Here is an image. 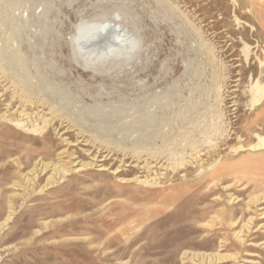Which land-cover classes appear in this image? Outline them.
<instances>
[{
  "label": "rangeland",
  "instance_id": "obj_1",
  "mask_svg": "<svg viewBox=\"0 0 264 264\" xmlns=\"http://www.w3.org/2000/svg\"><path fill=\"white\" fill-rule=\"evenodd\" d=\"M261 138L264 0H0V264H264Z\"/></svg>",
  "mask_w": 264,
  "mask_h": 264
},
{
  "label": "bare ground",
  "instance_id": "obj_2",
  "mask_svg": "<svg viewBox=\"0 0 264 264\" xmlns=\"http://www.w3.org/2000/svg\"><path fill=\"white\" fill-rule=\"evenodd\" d=\"M116 30L115 26H111V27H105L104 25L101 24H89V23H83L78 25L77 27V34L74 36V40L79 43L82 42V40H85L84 44L91 42L93 40H97V38H101L104 37V33L107 32V34H109V32L114 33L113 31ZM113 35V34H112ZM108 36L111 37V35L109 34ZM105 39V38H104ZM103 39V40H104ZM109 40V39H108ZM128 40V39H127ZM75 42V43H76ZM82 43H79V48L81 47ZM116 45V44H115ZM90 46H94L97 47V44H87L82 46V47H90ZM81 47V48H82ZM112 50V49H111ZM98 51V50H97ZM108 51V50H107ZM115 51V50H114ZM113 51V52H114ZM108 54V53H107ZM119 54V53H118ZM107 58V57H106ZM17 59V58H16ZM102 59V58H101ZM100 62V61H99ZM18 63V62H17ZM90 63V62H89ZM96 65V64H95ZM263 92H258V96L262 95ZM256 96V97H258ZM262 98V97H261ZM264 149V139H259V142L252 148V149Z\"/></svg>",
  "mask_w": 264,
  "mask_h": 264
}]
</instances>
